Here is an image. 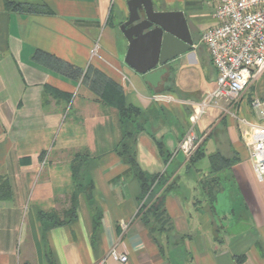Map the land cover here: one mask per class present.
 I'll use <instances>...</instances> for the list:
<instances>
[{
	"label": "crops",
	"instance_id": "0c3cea01",
	"mask_svg": "<svg viewBox=\"0 0 264 264\" xmlns=\"http://www.w3.org/2000/svg\"><path fill=\"white\" fill-rule=\"evenodd\" d=\"M7 1L23 8L7 9ZM127 1L0 0V264H94L113 246L127 260L106 264H264V176L256 177L248 148L264 134V119L250 107L252 97L264 99V69L233 114L210 108L200 117L201 156L190 161L178 144L188 102L215 85L200 40L215 23V2L151 0L155 10L181 11L194 40L152 84L125 61ZM39 53L78 70L52 69ZM126 107L138 114L121 120ZM125 131L134 133L139 169L171 186L156 184L148 197L163 195L167 230L151 232L141 218L146 199L116 151ZM76 153L87 154L81 173L90 191L74 178ZM213 176L221 188L212 210L201 182Z\"/></svg>",
	"mask_w": 264,
	"mask_h": 264
},
{
	"label": "built area",
	"instance_id": "2783aa9c",
	"mask_svg": "<svg viewBox=\"0 0 264 264\" xmlns=\"http://www.w3.org/2000/svg\"><path fill=\"white\" fill-rule=\"evenodd\" d=\"M211 1L215 2V23L203 30L200 40L216 71V80L214 87L205 90L197 101L188 102L192 109L189 126L178 144V149L186 156L201 143L194 125L207 109L220 108L233 114L231 107L264 69V0ZM153 99L167 101L171 97L155 94ZM250 107L264 119L263 98L252 97ZM248 148L251 167L261 179L264 176V134L251 139ZM121 225L126 226L123 222ZM107 257L119 262L127 260V254L113 246L94 264H106Z\"/></svg>",
	"mask_w": 264,
	"mask_h": 264
},
{
	"label": "water",
	"instance_id": "95a60500",
	"mask_svg": "<svg viewBox=\"0 0 264 264\" xmlns=\"http://www.w3.org/2000/svg\"><path fill=\"white\" fill-rule=\"evenodd\" d=\"M127 6L128 17L120 25L128 41L125 61L143 74L144 81L155 84L168 61L191 50L189 26L181 11L155 10L151 0H128ZM143 48L146 52H140ZM141 56L148 58V65H140Z\"/></svg>",
	"mask_w": 264,
	"mask_h": 264
},
{
	"label": "trees",
	"instance_id": "16d2710c",
	"mask_svg": "<svg viewBox=\"0 0 264 264\" xmlns=\"http://www.w3.org/2000/svg\"><path fill=\"white\" fill-rule=\"evenodd\" d=\"M7 9L13 8L14 10H21L23 5L21 3H15L12 1L6 2ZM35 58L42 60L43 64H47L50 68L55 69L57 71L66 72L71 75H75L78 69H75L72 65L61 61L55 58L52 55L39 53L35 56ZM55 92L53 89H49ZM138 111L136 108L126 107L120 110V118L121 120H127L133 118V116L137 115ZM134 133L131 131H125L117 144L116 151L118 154L123 157L126 162L129 164L132 173L137 178L140 184L141 192H140V199H148L145 200L139 210L141 214V218L145 221L146 224H149V229L151 232L157 231L161 232L162 230H167L170 228L171 219L166 214L164 207H163V195L155 196L153 198H148L151 194H153L152 189L153 187L158 184V186H163L166 182V178L163 174H157L154 176H148L143 171H141L135 161V151L133 147L134 143ZM201 143L195 149V151L190 155V161H195L196 159L200 158L201 150H200ZM87 159L86 153H76L73 155L72 160V171L75 180H78V174L81 171V166L83 165L84 161ZM216 160V159H215ZM78 186V183H77ZM165 186V191L169 189L168 185ZM201 187L206 189L207 197L209 199V204L211 209L213 210V202L215 200L216 192L221 188V183L218 176H213L203 182H201ZM92 188V183L88 182L87 186L84 189ZM90 197V194L87 195ZM151 197V196H150ZM77 207L75 199L72 197V206L71 211L72 213L75 211ZM41 216H45L41 213ZM60 222V221H55Z\"/></svg>",
	"mask_w": 264,
	"mask_h": 264
},
{
	"label": "rangeland",
	"instance_id": "374dc122",
	"mask_svg": "<svg viewBox=\"0 0 264 264\" xmlns=\"http://www.w3.org/2000/svg\"><path fill=\"white\" fill-rule=\"evenodd\" d=\"M202 12V11H201ZM202 43V42H201ZM203 44V43H202ZM204 45V44H203ZM206 48V47H205ZM262 75V74H261ZM261 75H259V77L257 78L256 77V79H254V81L250 84V86L252 85V87H253V89H255L256 87H257V85H258V81H259V78L261 77ZM263 79H264V75H263V77H262ZM261 78V79H262ZM247 89H248V87H247ZM246 89V90H247ZM250 92H252L251 90H249V93ZM52 96H57L56 94H51ZM221 103H224V102H221ZM224 105H225V103H224ZM231 109L232 110H234V106L233 107H231ZM210 110V108L209 109H207V111H206V113L204 114V115H206L207 114V112ZM223 111V110H222ZM224 112V111H223ZM203 118V117H202ZM81 171H82V169H81ZM81 171L79 172V174H78V180H77V183H78V186L79 187H81V188H85L86 186H87V182H86V180H85V175L83 174V173H81ZM57 221H60V219L59 220H57Z\"/></svg>",
	"mask_w": 264,
	"mask_h": 264
}]
</instances>
